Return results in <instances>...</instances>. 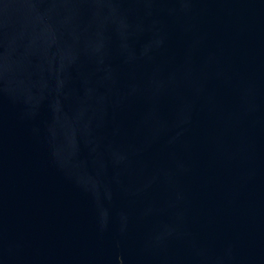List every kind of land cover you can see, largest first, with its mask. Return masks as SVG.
Here are the masks:
<instances>
[{
    "label": "water",
    "instance_id": "95a60500",
    "mask_svg": "<svg viewBox=\"0 0 264 264\" xmlns=\"http://www.w3.org/2000/svg\"><path fill=\"white\" fill-rule=\"evenodd\" d=\"M0 264H264V0H0Z\"/></svg>",
    "mask_w": 264,
    "mask_h": 264
}]
</instances>
